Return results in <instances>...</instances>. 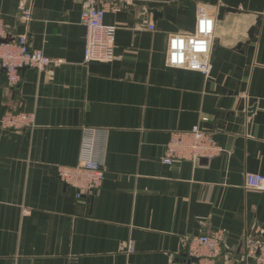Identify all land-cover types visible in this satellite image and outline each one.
<instances>
[{
  "label": "crops",
  "instance_id": "0c3cea01",
  "mask_svg": "<svg viewBox=\"0 0 264 264\" xmlns=\"http://www.w3.org/2000/svg\"><path fill=\"white\" fill-rule=\"evenodd\" d=\"M83 1L0 0L9 35L60 60L16 86L0 73V120L34 117L0 126V264H172L219 229L220 264H244L246 238L264 240V190L246 185L264 174V0L109 3L111 62H85ZM201 8L215 20L209 71L171 65L170 37L195 34ZM195 125L223 152L165 164L172 131ZM88 128L102 133L107 172L77 198L56 168L78 162Z\"/></svg>",
  "mask_w": 264,
  "mask_h": 264
},
{
  "label": "built area",
  "instance_id": "2783aa9c",
  "mask_svg": "<svg viewBox=\"0 0 264 264\" xmlns=\"http://www.w3.org/2000/svg\"><path fill=\"white\" fill-rule=\"evenodd\" d=\"M109 3L111 7L117 8L121 2L83 1L81 21L87 28L85 62H111L115 58L114 37L117 27L105 23ZM21 10L25 20L31 19L30 11L24 4ZM9 28L0 13V73L6 75L11 85L21 83L23 70L26 68L45 71L60 63V60L49 57L42 49L33 48L26 34L11 37ZM148 29L154 30L155 26L150 24ZM214 31V18L206 9L201 8L195 34L170 37L168 62L171 65L208 72ZM205 120L206 118H203V121ZM33 125V114L25 111L7 110L0 120V126L11 130H23ZM102 145L101 131L88 128L82 138L78 162L75 165L62 164L56 168L61 181L76 190L77 198H82L103 186L107 170ZM222 152L223 148L214 134L200 125H195L188 130L172 131L170 141L165 147L163 162L169 165L182 160L196 163L203 159H212ZM246 185L249 188L264 190V174H247ZM223 254L224 231L219 229L211 234L193 236L189 240L186 261L174 260L172 264H220L219 260ZM241 259L244 264H264V240L255 235L247 237L245 253Z\"/></svg>",
  "mask_w": 264,
  "mask_h": 264
},
{
  "label": "water",
  "instance_id": "95a60500",
  "mask_svg": "<svg viewBox=\"0 0 264 264\" xmlns=\"http://www.w3.org/2000/svg\"><path fill=\"white\" fill-rule=\"evenodd\" d=\"M222 13H223V9H222Z\"/></svg>",
  "mask_w": 264,
  "mask_h": 264
}]
</instances>
